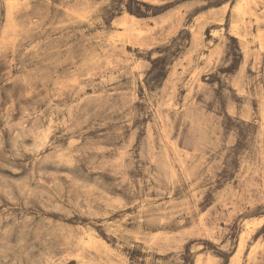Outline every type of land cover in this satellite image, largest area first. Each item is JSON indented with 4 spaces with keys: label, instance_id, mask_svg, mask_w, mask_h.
I'll return each instance as SVG.
<instances>
[{
    "label": "rangeland",
    "instance_id": "374dc122",
    "mask_svg": "<svg viewBox=\"0 0 264 264\" xmlns=\"http://www.w3.org/2000/svg\"><path fill=\"white\" fill-rule=\"evenodd\" d=\"M0 264H264V0H0Z\"/></svg>",
    "mask_w": 264,
    "mask_h": 264
},
{
    "label": "bare ground",
    "instance_id": "6f19581e",
    "mask_svg": "<svg viewBox=\"0 0 264 264\" xmlns=\"http://www.w3.org/2000/svg\"><path fill=\"white\" fill-rule=\"evenodd\" d=\"M244 2V1H243Z\"/></svg>",
    "mask_w": 264,
    "mask_h": 264
}]
</instances>
